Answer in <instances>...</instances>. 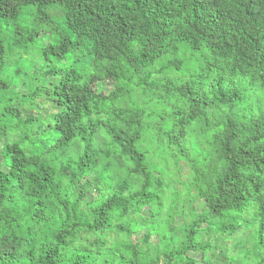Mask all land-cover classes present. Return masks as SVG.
<instances>
[{
	"label": "trees",
	"instance_id": "16d2710c",
	"mask_svg": "<svg viewBox=\"0 0 264 264\" xmlns=\"http://www.w3.org/2000/svg\"><path fill=\"white\" fill-rule=\"evenodd\" d=\"M0 264H264V0H0Z\"/></svg>",
	"mask_w": 264,
	"mask_h": 264
},
{
	"label": "rangeland",
	"instance_id": "374dc122",
	"mask_svg": "<svg viewBox=\"0 0 264 264\" xmlns=\"http://www.w3.org/2000/svg\"><path fill=\"white\" fill-rule=\"evenodd\" d=\"M42 42L43 43H45V44H47V43H49L50 42V39H49V37H47V36H45V37H43V40H42ZM50 61H52V65L56 68V69H61V68H65V67H68V66H70L71 64H72V62H71V59L69 58V59H66L65 61H56V60H50ZM14 66L12 67V68H16V64H13ZM74 65H75V63H74ZM20 66H23V65H19V67ZM26 66H28V64H26ZM76 66V65H75ZM47 84H49V82L47 81L46 82V85ZM114 88V85L112 84V83H109V84H105V85H98L97 87H96V89L97 90H100V91H102V92H104V93H107V92H109V91H111L112 89ZM39 102H40V107H41V109H40V111H41V116L42 117H44V116H46V115H48L49 113H51L52 112V108L48 105V98H40L39 99ZM182 174V177H185L187 174H188V170H184L183 172H181ZM184 181H186V178H184L183 179ZM140 236H143V234H140V235H138V237H140ZM135 238H137V236L135 237ZM157 242V238L156 237H154L153 238V243L155 244ZM192 255V257H194V258H196V259H199V255L198 254H191Z\"/></svg>",
	"mask_w": 264,
	"mask_h": 264
}]
</instances>
